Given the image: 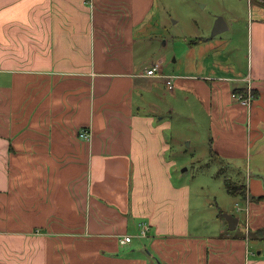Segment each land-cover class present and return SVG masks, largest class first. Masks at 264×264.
<instances>
[{
    "label": "crops",
    "instance_id": "crops-1",
    "mask_svg": "<svg viewBox=\"0 0 264 264\" xmlns=\"http://www.w3.org/2000/svg\"><path fill=\"white\" fill-rule=\"evenodd\" d=\"M167 1L0 0V264H264V4L239 0L242 40L235 14L225 33L166 38L165 71L143 29ZM155 63L171 89L145 75ZM247 74L249 107L231 96ZM167 91L190 97L219 171L245 175L233 197L248 234L244 211L234 230L222 213L190 228L188 187L169 179ZM140 222L143 254L118 241Z\"/></svg>",
    "mask_w": 264,
    "mask_h": 264
},
{
    "label": "rangeland",
    "instance_id": "rangeland-1",
    "mask_svg": "<svg viewBox=\"0 0 264 264\" xmlns=\"http://www.w3.org/2000/svg\"><path fill=\"white\" fill-rule=\"evenodd\" d=\"M259 1L264 4V0ZM160 6V11L153 14L150 27L143 31H150L149 33L152 34L157 47L155 50L160 51L159 55L163 58L165 71H172L175 65L173 40L169 39L167 44L165 43V39L171 35L174 36V41L178 36L175 42L178 47L182 43L181 37L184 33L208 37L211 31L208 27L212 20L215 21L218 16L226 19L235 14L240 24L239 37L241 40L244 37L243 18L247 14L248 6L245 7L239 0H171ZM233 8L237 10L235 13L230 12ZM150 60V62L155 61L154 58ZM169 93L167 91V96L171 97ZM184 95L186 94H181L177 99L168 98L165 104L175 106L170 141L172 145L170 158L173 163L168 169L169 179L176 186L188 187L189 226L190 228L205 226L213 219V216H220L222 212L241 216L242 212L235 210V203L238 200L227 192L223 179L227 177L232 182L242 184L246 183L245 175L235 178L228 172L219 171V168L223 166L222 161L208 157L207 145L202 142L206 122L199 119V126L193 123L191 100L189 96L186 99ZM222 221H224L223 218ZM225 225L224 221L223 226ZM132 228L130 219L128 231L130 232ZM143 243L144 240L135 238L127 248L143 254ZM119 250L122 251V249Z\"/></svg>",
    "mask_w": 264,
    "mask_h": 264
},
{
    "label": "built area",
    "instance_id": "built-area-1",
    "mask_svg": "<svg viewBox=\"0 0 264 264\" xmlns=\"http://www.w3.org/2000/svg\"><path fill=\"white\" fill-rule=\"evenodd\" d=\"M145 75L151 76V77H162L165 80V83L168 87V89H171L173 87L172 84V75H166L163 74L159 71V63L153 64L150 68H148L145 72ZM242 80L246 82V85L243 89L241 90H236L232 92L231 96L235 101H238L239 103L246 105L249 107L253 101L254 94L252 91V86H251V78L250 75L247 74ZM79 135L82 138H88L90 136V132L88 130H81ZM235 207L237 211H244L245 214V232L248 234V221H247V215L249 211V205L248 201L246 199L245 206L242 207L238 205V203H235ZM149 235V225L146 222H140L138 223V232L134 235H120L118 237V241L120 244H127L129 243L132 238H146ZM248 253H251V251H248Z\"/></svg>",
    "mask_w": 264,
    "mask_h": 264
},
{
    "label": "water",
    "instance_id": "water-1",
    "mask_svg": "<svg viewBox=\"0 0 264 264\" xmlns=\"http://www.w3.org/2000/svg\"><path fill=\"white\" fill-rule=\"evenodd\" d=\"M227 28V24L224 21V19L221 16L216 17L211 31H210V37L222 32L224 29ZM222 216L226 219L227 221V226L230 230H234L237 222H238V218L234 215L228 214L226 212H222Z\"/></svg>",
    "mask_w": 264,
    "mask_h": 264
},
{
    "label": "trees",
    "instance_id": "trees-1",
    "mask_svg": "<svg viewBox=\"0 0 264 264\" xmlns=\"http://www.w3.org/2000/svg\"><path fill=\"white\" fill-rule=\"evenodd\" d=\"M223 183L225 185L227 192L230 195L232 196L240 195L242 198L246 196L245 191H244V185L233 183L232 181L228 179H224Z\"/></svg>",
    "mask_w": 264,
    "mask_h": 264
}]
</instances>
